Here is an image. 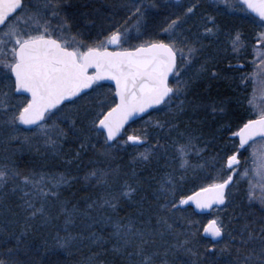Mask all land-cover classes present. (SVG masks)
<instances>
[{
  "label": "snow or ice",
  "instance_id": "6c2138e0",
  "mask_svg": "<svg viewBox=\"0 0 264 264\" xmlns=\"http://www.w3.org/2000/svg\"><path fill=\"white\" fill-rule=\"evenodd\" d=\"M225 4L227 5V0ZM119 7L126 14L124 25H113L106 30L107 35L102 40L88 43L78 39L84 35L80 30L84 25L78 26L73 33L68 16L62 15L63 0H0V130H8V140L18 141L20 135L24 134V142H28L31 137L26 133H31L32 136L43 137L46 144L56 149L62 139L69 135L75 137L86 131L79 126L82 119L86 118L87 131L95 132L97 136L103 135L104 144L109 148L121 144L142 147L148 144L147 129H134L132 134H127L126 125L130 121L135 122L134 117L143 119L147 116L145 123L152 124L153 112H165L172 119L162 121L156 118L153 126L160 129L167 127L169 131L179 127L174 121L185 112V102L179 97L189 87L188 82L181 81V75L190 67L200 49L195 46L194 41L186 46L185 53L184 48H176L175 42L179 36H184L183 26L196 15L199 5H187L182 0H176L173 7L177 11L172 13L175 19H171L161 29L165 34L164 38L147 40L129 47L124 46L129 39V29L125 25L131 22L137 37L146 34L150 24L149 6L144 4V0H125ZM151 7L157 5L153 4ZM92 11L98 13L100 10L94 8ZM238 11L253 13L251 22L264 29V0H241ZM79 15L85 18L86 23L94 24V20L87 19L88 12H81ZM210 19L215 26L214 18ZM204 33L214 34L213 28L205 26ZM231 44L236 53L247 47L239 32L232 38ZM256 44L259 47L253 46L255 59L252 61L256 71L242 74L240 80L246 87V82L252 79L254 88L248 97V104L250 108H260L257 118L247 119L238 131L232 133L233 137H238V144L234 143L231 154H226V159L214 162V176L199 177L201 181L210 182L198 184L190 195L178 196L190 167L187 158L192 154L199 156L204 149L197 143L199 137L192 131L186 129L178 132L180 139L174 140L172 146L176 153L174 159L180 161L179 167L184 170V174L176 181L171 173H166L159 181L156 198L162 199L163 203L156 213L157 227H152L151 219L143 228H136L131 221L125 224L117 220L113 224L112 233L117 239L114 251H123L128 257H140L137 264H156L154 257L158 252H149L147 246L156 243L157 235L163 237L165 232L174 231L175 221H169L176 213H185L192 206L200 211H215L218 206L225 204L231 195V189L242 180L247 181L246 198L249 204L258 203L264 212V104L256 103L257 87L260 91L259 99L264 101V30L257 34ZM104 81H111L114 85L107 89V93L103 91ZM99 97L105 99H98ZM125 135L126 139H123ZM255 137H259L262 142L259 148L254 147ZM88 139L85 135L84 141ZM80 147L84 149L85 143L82 142ZM161 148H165V145L157 140L156 144L137 153L136 158L148 162ZM248 148H252L251 168L248 167V157H244L243 161L240 158ZM198 167L203 169L205 166ZM88 176L95 178L98 184H107L108 173L102 169H93ZM70 179L63 173L53 175L32 172L22 175L15 166L9 168L5 165L0 168V189L10 181L19 180L20 184H14L13 191L22 184L31 189L24 191L20 188L25 197H38L45 202L49 198L58 200L59 187L68 184ZM135 191L125 181L119 193H105L100 207L107 206L115 211L120 198L131 197ZM24 207L31 217L45 212L44 203L36 207L30 199L24 201ZM91 207L90 204L89 208ZM61 211L66 215L67 230V226L73 223L72 217L77 209L73 206L70 211L65 207V202H61ZM259 219L258 231L249 229V225L245 224L246 231L239 234L240 247L236 249L237 259L234 264H264V216ZM187 223L190 228H195L200 221L188 220ZM250 223L255 224L256 221ZM225 228L226 225L219 216H214L203 225L205 237H210V248L206 251L216 248L219 239L225 235ZM197 234L199 229L184 233L185 237ZM228 235L231 237L230 242L237 240L231 233ZM93 238L95 239V234ZM76 239L70 233L65 237H58L59 247L67 249ZM189 243L186 238L172 247L186 248ZM130 248L132 251H129ZM21 250L28 252L29 245L16 237V244L5 250L7 259H0V264H21L18 259ZM186 250L197 255L192 248ZM27 264H42V261L32 258ZM193 264L199 262L194 261Z\"/></svg>",
  "mask_w": 264,
  "mask_h": 264
},
{
  "label": "trees",
  "instance_id": "16d2710c",
  "mask_svg": "<svg viewBox=\"0 0 264 264\" xmlns=\"http://www.w3.org/2000/svg\"><path fill=\"white\" fill-rule=\"evenodd\" d=\"M124 2L125 0H63L62 15L68 16L73 33L78 26L84 25L80 29L84 35L78 39L92 43L102 40L107 35L106 30L113 25H124L126 14L119 7ZM182 2L187 5L198 3L199 7L196 15L183 26L184 36L177 38L176 48L187 51L186 46L195 41V46L200 51L181 75V81L188 82L189 87L179 97L185 102V112L174 121L179 125L177 129L169 131L167 127L160 129L153 126L156 118L162 121L172 119L165 112H153L152 124H146L148 117L144 116L126 128L127 134H132L134 129H147L148 144L142 147L121 144L109 148L104 144L103 135L97 136L95 132L87 131V119L84 118L79 126L86 131L78 136L69 135L62 139L56 149L47 146L49 144L42 141V137L32 136L31 133H26L31 137L28 142H24V134L20 135L18 141H10L8 130H0V168L8 165L9 168L15 166L22 175L32 172L53 175L63 173L71 178L68 184L59 187V199L49 198L47 202L38 197H25L20 188L24 191L31 189L22 184L13 191L14 184H20L19 180L10 181L6 187L0 189V259H7L5 250L13 247L16 237H20L30 249L28 252L21 250L18 253L21 264H27L32 258L41 260L42 264H137L140 257H128L123 251H114L117 239L112 235L113 224L117 220L125 224L131 221L136 228H143L151 219L152 227H157L156 213L159 205L163 203L162 199L156 198L159 181L166 173H171L176 181L184 174V170L179 167L180 161L174 159L176 153L172 146L174 140L180 139L178 132L186 129L192 131L199 137L197 143L204 149L199 156L192 154L187 158L190 167L178 196L190 195L191 190L196 189L198 184L210 182L201 181L199 177L214 176V162L226 159V154H231L234 143L238 144V138L233 137L232 133L247 119L258 116L259 113L248 104V97L254 88L252 79L246 82L245 87L240 77L256 71L252 63L255 59L253 46L259 47L256 36L264 29L251 22L253 15L250 12L238 11L240 3L230 6L216 0ZM175 3L176 0H144V4L149 6V28L146 34L137 37L131 22L125 25L129 29V39L124 46L164 38L165 34L161 29L171 19H175L172 15L177 11L173 7ZM153 4L157 7H151ZM94 8L100 11L93 12ZM81 12H88L87 19L94 20V24L86 23L85 18L79 15ZM210 18H214L215 26ZM205 26L213 28L214 34H205ZM237 32L242 35L247 45L238 53L233 52L231 44ZM179 60L178 51V62ZM256 63H259L258 59ZM240 65L243 67H239ZM171 82L175 84L174 80ZM103 83V91L107 93V89L113 85ZM175 103L176 101L173 111ZM81 114L83 117V110ZM85 135L89 137L87 141H84ZM123 139H126V135ZM157 140L165 148L159 149L150 161L136 158L137 153L156 144ZM82 142L85 143L84 149L80 147ZM76 153H79L78 157ZM244 157L250 160L249 148L243 151V156L240 157L242 161ZM199 165L205 167L201 169ZM215 166L219 167V164ZM93 169H102L108 173L107 184H98L95 178L88 176ZM125 181L136 189L131 197H121L115 211L107 206L100 207L105 193H119ZM246 189L247 181H241L231 189V195L224 205L207 214H198L192 207L184 206L188 211L176 213L169 221H175L174 231L165 232L163 237L157 235L156 243L147 246L149 252H158L154 257L156 264H193L194 261L199 264H234L237 259L236 249L240 247L239 234L246 231L245 224L249 225V229L258 231L259 218L264 216L258 203L249 204ZM29 199L36 207H40L41 203L45 204L43 215H29L24 207V201ZM61 202H65V207L70 211L73 206L77 209L72 217L73 223L67 226V230L66 215L61 211ZM214 216H219L224 221L225 235L218 241L216 248L208 252L206 249L210 248V240L203 236L202 229ZM188 220L200 223L195 228H190ZM253 220L256 221L255 224L250 223ZM196 229H199V234L185 237V232H196ZM69 233L77 239L67 249L59 247L58 237H65ZM228 233L236 236L237 240L230 242ZM186 238L190 241L186 248H192L197 255L188 252L186 248L172 247Z\"/></svg>",
  "mask_w": 264,
  "mask_h": 264
},
{
  "label": "rangeland",
  "instance_id": "374dc122",
  "mask_svg": "<svg viewBox=\"0 0 264 264\" xmlns=\"http://www.w3.org/2000/svg\"><path fill=\"white\" fill-rule=\"evenodd\" d=\"M216 1H219V2L222 3V4H225V0H216ZM239 3H241V0H227V5H230V6H233V5H236V4H239ZM225 5H226V4H225ZM185 53H186V51H185ZM256 95H257V97H258L256 103H258V104H264V101H261V100L259 99L260 91H259V88H258V87H257ZM254 109H255V111H256L257 113H259V111H260V108H259V107L254 108ZM257 113H256V114H257ZM40 137H41V136H40ZM42 139H43L42 141H44V138H43V137H42ZM44 142H45V141H44ZM255 142H256V143H255L254 147L259 148L260 144L262 143L261 140L258 139V140H256ZM47 146L52 147L51 145H47ZM249 152H250L249 167L251 168V167H252V159H253L252 156H251L252 148H249ZM250 175H251V172H250ZM242 181H245V180H242ZM30 191H31V190H30Z\"/></svg>",
  "mask_w": 264,
  "mask_h": 264
},
{
  "label": "water",
  "instance_id": "95a60500",
  "mask_svg": "<svg viewBox=\"0 0 264 264\" xmlns=\"http://www.w3.org/2000/svg\"><path fill=\"white\" fill-rule=\"evenodd\" d=\"M251 14H253V13H251ZM254 15V14H253ZM171 79V78H170ZM104 82H108V83H111L112 85H113V82H111V81H104ZM114 86V85H113ZM137 119H139V118H136V117H134L133 118V120L135 121V120H137ZM255 119V118H254ZM132 121H130L129 122V124L131 123ZM128 124V125H129ZM128 125H126V127L128 126ZM238 138V137H237ZM256 139H259V137H255L254 138V140H256ZM109 143H111V142H109ZM251 143V142H250ZM193 207V209L197 212V213H200V214H205V213H209L210 211L209 210H205V211H200V210H197V209H195L194 208V206H192ZM203 235H204V233H203ZM205 236V235H204ZM206 238H209L210 239V237H206ZM222 238H220L219 240H221Z\"/></svg>",
  "mask_w": 264,
  "mask_h": 264
}]
</instances>
